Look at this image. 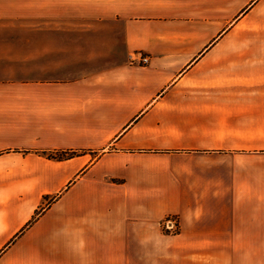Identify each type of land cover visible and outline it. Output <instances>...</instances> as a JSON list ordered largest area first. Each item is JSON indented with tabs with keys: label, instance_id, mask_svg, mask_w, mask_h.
<instances>
[{
	"label": "crops",
	"instance_id": "crops-1",
	"mask_svg": "<svg viewBox=\"0 0 264 264\" xmlns=\"http://www.w3.org/2000/svg\"><path fill=\"white\" fill-rule=\"evenodd\" d=\"M68 17L119 22L123 59L68 76ZM251 124L264 0H0V264H264Z\"/></svg>",
	"mask_w": 264,
	"mask_h": 264
},
{
	"label": "rangeland",
	"instance_id": "rangeland-1",
	"mask_svg": "<svg viewBox=\"0 0 264 264\" xmlns=\"http://www.w3.org/2000/svg\"><path fill=\"white\" fill-rule=\"evenodd\" d=\"M57 25L64 27V29L55 30V41H70L68 43L73 45V47L64 48L66 52L63 55L58 53L55 55V59L70 65V70L66 69L68 76H75V70L81 73L108 68L110 64H115L123 59V38L119 22L68 17L55 19V27ZM10 33L12 37L15 34L14 32ZM8 34L6 33V37ZM24 34L26 32L22 33V38H28ZM27 34L29 35V33ZM237 38V31L235 30L231 34V40H237ZM74 68L75 70H73ZM247 124L249 123L247 122ZM246 134L259 136L263 140L264 127H254L251 124V126L246 127ZM261 143H258L257 146L264 147V141ZM175 216L178 217L177 215H167L161 222ZM161 231L166 235H175L179 232V226L176 233H171L164 228H161Z\"/></svg>",
	"mask_w": 264,
	"mask_h": 264
},
{
	"label": "built area",
	"instance_id": "built-area-1",
	"mask_svg": "<svg viewBox=\"0 0 264 264\" xmlns=\"http://www.w3.org/2000/svg\"><path fill=\"white\" fill-rule=\"evenodd\" d=\"M148 58L145 56H141L139 58V64L141 65H145L148 63ZM178 226H179V222H178V218L175 217H171L169 219H166L165 221L161 222V228H164L168 231H170L171 233L176 231L178 232Z\"/></svg>",
	"mask_w": 264,
	"mask_h": 264
},
{
	"label": "trees",
	"instance_id": "trees-1",
	"mask_svg": "<svg viewBox=\"0 0 264 264\" xmlns=\"http://www.w3.org/2000/svg\"><path fill=\"white\" fill-rule=\"evenodd\" d=\"M44 155L48 159H54V160H63L71 158L75 155L73 152H50V153H44Z\"/></svg>",
	"mask_w": 264,
	"mask_h": 264
}]
</instances>
